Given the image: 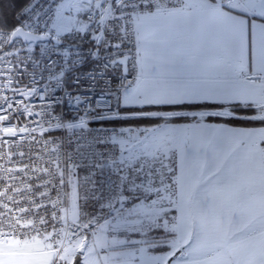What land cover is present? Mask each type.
Returning <instances> with one entry per match:
<instances>
[{
    "label": "snow or ice",
    "instance_id": "6c2138e0",
    "mask_svg": "<svg viewBox=\"0 0 264 264\" xmlns=\"http://www.w3.org/2000/svg\"><path fill=\"white\" fill-rule=\"evenodd\" d=\"M0 10V264H264V0Z\"/></svg>",
    "mask_w": 264,
    "mask_h": 264
},
{
    "label": "trees",
    "instance_id": "16d2710c",
    "mask_svg": "<svg viewBox=\"0 0 264 264\" xmlns=\"http://www.w3.org/2000/svg\"><path fill=\"white\" fill-rule=\"evenodd\" d=\"M11 3V0H0V10H3L8 13L9 18H11V7L9 6Z\"/></svg>",
    "mask_w": 264,
    "mask_h": 264
}]
</instances>
